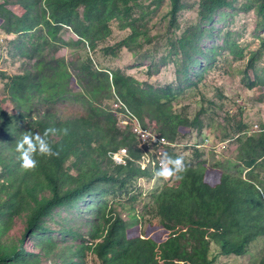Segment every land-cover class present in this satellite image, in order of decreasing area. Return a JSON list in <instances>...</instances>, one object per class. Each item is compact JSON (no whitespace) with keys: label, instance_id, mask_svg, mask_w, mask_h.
I'll list each match as a JSON object with an SVG mask.
<instances>
[{"label":"trees","instance_id":"16d2710c","mask_svg":"<svg viewBox=\"0 0 264 264\" xmlns=\"http://www.w3.org/2000/svg\"><path fill=\"white\" fill-rule=\"evenodd\" d=\"M144 2L0 0V31L6 40L14 37L10 52L19 61H34V70L0 71V264H41L42 259L53 264H215L220 258L264 264V249L256 253L264 244V125L259 133L250 132L242 120L231 124L232 116L219 126L220 140L238 144L237 161L248 171L247 179L210 171L203 162L191 164L184 156L183 128L204 135V111L194 119L175 112L173 104L185 89L143 84L99 60L117 58L124 48L134 55H141L142 48L153 53L149 20L168 3V26L160 33L167 50L163 64L173 62L179 82L197 86L192 74L200 81L210 68L203 60L216 56V48L204 44L219 32L215 23L232 15L226 11L235 8L234 1L200 0L198 20L178 35L185 0H152L155 8ZM243 9L254 11L262 33L260 48L247 55L244 83L248 89L264 87L263 77L248 78V70L258 72L264 52V0H247ZM114 23L130 33L105 46ZM64 32L78 40L66 41ZM66 45L88 50L77 77L60 55ZM225 48L239 59L246 57L236 41ZM47 51L51 54L44 55ZM41 63L44 73L36 67ZM160 63L153 58L148 75ZM74 83L77 93L70 90ZM69 105H79L81 111L73 113ZM128 112L142 128H153L168 141L163 153L183 157L187 171L181 179L164 180L154 176L157 168L141 169L143 152L133 123L118 126ZM50 126L70 129L67 136L50 137L59 156H38L36 169H21L15 152L20 133H42ZM121 148L129 157L118 165L110 153ZM195 157L203 155L196 151ZM145 182L160 187L140 215L136 206L144 201L140 185ZM63 212L74 217L62 218ZM15 219L24 229L19 239L8 240Z\"/></svg>","mask_w":264,"mask_h":264},{"label":"rangeland","instance_id":"374dc122","mask_svg":"<svg viewBox=\"0 0 264 264\" xmlns=\"http://www.w3.org/2000/svg\"><path fill=\"white\" fill-rule=\"evenodd\" d=\"M152 0H145V5H151ZM200 0H185L187 8L183 11L179 18L180 27L176 31V35L180 34L189 24L198 20V7ZM234 1V9H228L226 12L232 13L223 21L216 22L215 35L211 39L206 40L204 47L216 48V56L214 60H203V66L209 64L210 68L204 73L200 79L192 74V82L198 83L197 86H189L190 83H180L177 79L176 66L173 62L163 64L162 57L167 55V50L162 46L165 42L160 38L161 31H164L168 26V21L164 16L168 11L169 4L166 3L159 7L149 20L150 33L153 35L151 49L153 53L145 48L141 49V55H134L131 51L124 48L117 58H104L99 60L104 66L110 69H121L129 75H132L141 83H150L155 87L172 85L175 88L185 89L179 99L174 102L175 112L184 114L191 119L204 111L202 120L204 122V135H199L196 130L183 128V133L186 139L183 143L187 144V149L184 154L186 159L191 164L204 163L205 167L210 171H223L232 176L242 177L247 179L248 171L237 161V148L233 140L227 139L224 142L220 140L222 137L219 126H226V121L230 117H234L231 124H237L238 120H242L250 126V132L259 133L264 125V87L257 86L254 89H248L244 83L245 71L247 70V61L249 52L256 51L261 46V39L258 35L262 34L257 30V17L254 11H244V4L247 0H230ZM155 8V4L151 5ZM114 30L111 38L106 42L105 46L115 45L117 41L126 37L130 31L118 28L117 23L113 24ZM66 41L75 42L78 40L71 32H64L62 35ZM6 40L5 34L0 31V71L7 72L11 75L34 70V61L17 58L15 53L10 52L8 46H11L10 41ZM228 41H236L240 44L246 57L239 59L236 54L225 48ZM68 46L62 48L60 55L65 58L69 67V71L73 77H77L78 68L86 58L88 50H82V47ZM102 48V47H101ZM51 54L47 51L44 55ZM13 56H16L15 58ZM154 58L155 63L159 64V69H154L151 75H148V69ZM33 64V65H32ZM37 70L41 73L45 72V64L36 65ZM258 72L248 70V78L253 82L256 81L257 75L264 78V52L260 62L258 63ZM202 70L201 66L198 67ZM70 90L79 92L80 89L74 83ZM38 105L37 101L35 102ZM114 109H117L114 106ZM68 110L73 113L80 112L79 105H69ZM122 120L126 121L125 115L119 118L118 126L122 129ZM121 122V123H120ZM147 129L155 131L153 128ZM156 134V133H155ZM209 140V141H207ZM196 147V150L192 148ZM196 151H199L203 157L196 159ZM141 188L145 193L143 202L136 206V210L140 215L148 211L152 205L150 197L151 193L159 191L158 183H141ZM62 218H73V214L66 212L61 213ZM55 219H58L56 217ZM24 229V224L21 220L15 219V225L11 228L8 234V240H16L21 237ZM157 239H161L157 237ZM78 244L79 241H74ZM29 250H35L32 244L28 243ZM259 253L264 249V244H259ZM41 264H53L51 259H42ZM215 264H247L246 261L240 260L238 263H233L232 260L220 258Z\"/></svg>","mask_w":264,"mask_h":264},{"label":"clouds","instance_id":"9594fccd","mask_svg":"<svg viewBox=\"0 0 264 264\" xmlns=\"http://www.w3.org/2000/svg\"><path fill=\"white\" fill-rule=\"evenodd\" d=\"M70 129L55 127H47L40 132L24 131L21 132L19 138L15 142L16 159L19 162L21 169L25 171L34 170L38 167L39 160L37 157L52 158L58 157L59 151L53 146L50 137L57 134L67 136ZM111 155V154H110ZM187 171V166L184 163L182 156H170L164 152L160 156L159 167L154 171L156 178L168 180L175 176L176 179H181V174Z\"/></svg>","mask_w":264,"mask_h":264},{"label":"built area","instance_id":"2783aa9c","mask_svg":"<svg viewBox=\"0 0 264 264\" xmlns=\"http://www.w3.org/2000/svg\"><path fill=\"white\" fill-rule=\"evenodd\" d=\"M125 118L127 119L126 121H121L123 125L122 128H124L129 121L133 123V132L137 135L139 149L143 152L139 160L141 169L146 170L149 168L155 170L159 167L160 156L163 150L169 146L168 141L155 134L152 130L142 128L137 119L130 112L125 115ZM110 154L112 161L118 165L125 164L126 159L129 157L126 148H121L117 152Z\"/></svg>","mask_w":264,"mask_h":264}]
</instances>
